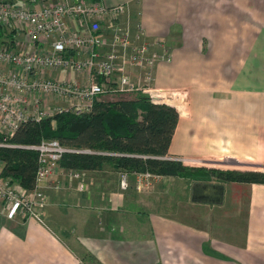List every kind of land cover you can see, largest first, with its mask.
I'll return each mask as SVG.
<instances>
[{
	"label": "crops",
	"instance_id": "0c3cea01",
	"mask_svg": "<svg viewBox=\"0 0 264 264\" xmlns=\"http://www.w3.org/2000/svg\"><path fill=\"white\" fill-rule=\"evenodd\" d=\"M101 1L127 4L156 51H170L169 62L155 68L154 86L174 102L185 93L186 106L172 104L180 116L166 156L191 166L223 160L264 169V0ZM109 165L80 177L61 166L46 186L42 219H9L0 203V264H90L80 247L98 264H264V183H212L223 186L221 202L195 199L201 186L194 185L193 202L246 200L244 227L228 238L133 207L126 190L107 185Z\"/></svg>",
	"mask_w": 264,
	"mask_h": 264
},
{
	"label": "built area",
	"instance_id": "2783aa9c",
	"mask_svg": "<svg viewBox=\"0 0 264 264\" xmlns=\"http://www.w3.org/2000/svg\"><path fill=\"white\" fill-rule=\"evenodd\" d=\"M35 1L0 0V26L16 33L13 43L0 45V129L6 130L0 147H22L38 153L34 189H26L0 172V203L7 208L9 219L18 215L42 219L48 202L46 186L60 170L66 153L119 155L71 148L57 138L28 145L6 143L23 122L41 121L52 111L59 114L73 107L79 114V103L90 111L95 98L106 94L142 93L156 101L166 97L154 86V73L158 64L169 62L170 51L166 47L156 51L158 44L147 39L140 23L132 22L127 4L107 6L101 0H43L41 5L32 4ZM37 43L46 47L37 49ZM49 70L72 73L74 77H47ZM48 97L77 102L58 104L52 110L45 103ZM160 159L181 161L169 156ZM70 174L80 177L73 170ZM163 176L150 171L134 175L121 171L119 186L126 190L130 177H134L141 190Z\"/></svg>",
	"mask_w": 264,
	"mask_h": 264
},
{
	"label": "trees",
	"instance_id": "16d2710c",
	"mask_svg": "<svg viewBox=\"0 0 264 264\" xmlns=\"http://www.w3.org/2000/svg\"><path fill=\"white\" fill-rule=\"evenodd\" d=\"M15 34V31L9 32L0 26V45L13 43ZM110 95L115 94L95 98L90 112H63L41 121L23 122L7 141L28 145L37 144L42 139L57 138L71 148L119 154L66 153L61 165L76 172L104 171L106 164H110L118 174L121 171H128L132 175L150 171L194 181L215 179L220 183H264V169L257 166L240 164L230 168H209V164L191 166L182 161L141 157L167 155L180 111L168 103H152L149 96L142 93L117 94L133 95L134 98L129 100H112ZM172 103L181 106L179 102ZM140 107L143 108L142 113ZM1 141H4L3 135H0ZM0 161L4 163L1 172L4 178H10L29 190L35 188L38 168L36 151L22 147H0ZM87 258L94 260L91 253Z\"/></svg>",
	"mask_w": 264,
	"mask_h": 264
},
{
	"label": "rangeland",
	"instance_id": "374dc122",
	"mask_svg": "<svg viewBox=\"0 0 264 264\" xmlns=\"http://www.w3.org/2000/svg\"><path fill=\"white\" fill-rule=\"evenodd\" d=\"M166 94V93H162ZM168 95V94H166ZM175 95V94H174ZM112 100H129L134 98L133 95H110ZM148 96V95H147ZM162 97V95H161ZM53 99V101H52ZM150 101L152 103H162V101L166 100L170 105L174 104L170 101L169 98H163L161 100L158 99L156 101L155 99L150 98ZM186 94L185 93H179L177 94L176 101H179L181 104V107L184 108L186 106L185 103ZM70 102H77L75 99L70 98ZM69 100H58L56 97H48L45 100L46 106L51 107L52 110H54L55 105L63 104V105H71ZM95 102V100H94ZM52 105V106H50ZM78 107H82V111L80 114L90 112L86 110L85 107L81 103H79ZM77 109L75 107L72 108V111L68 112H76ZM143 108L140 107V112L142 113ZM183 111V110H181ZM54 111L52 113H48L45 118L51 117L56 115ZM6 134V130L0 129V135ZM6 143H9L6 141ZM151 158H157L160 159L163 156H150ZM174 161H180V160H174ZM183 162V161H182ZM223 160L215 161L213 165L212 163L209 164V168H230L229 166H238L240 164H223ZM184 163V162H183ZM185 164V163H184ZM60 163V168H61ZM105 170V175L108 181V186H118L117 185V177L119 180V174L113 173L114 167L112 165H109ZM112 170V171H111ZM115 172V171H114ZM102 174L100 177L104 176ZM219 183L220 182L215 179H211L210 181H194L192 179L184 178V177H176L175 178H168L164 180L159 181H153L152 185L150 187L144 188L139 190L136 187L135 178L130 177V187L126 189L125 194L126 196L129 195V197H133V207L140 208V205H144L145 210L149 213H161L164 215H168L183 221H186L188 223H192L196 225L200 230H210L212 231L211 234L215 235H223V234H230L229 232H236L242 231L244 227V220H245V214H246V200L242 199L239 200L235 198L234 202H227L226 204H217V205H210V204H203L198 202L192 201V194H193V187L194 185H200V184H212V183ZM114 188V187H112ZM99 203V202H98ZM134 209V208H132ZM136 210V209H134ZM227 229V231H225ZM226 232V233H223ZM234 233H231V235ZM231 235H228V238H232ZM81 253H83V257L89 255V253H86L85 250L80 247ZM90 262V264H94V260H87ZM98 264V263H95Z\"/></svg>",
	"mask_w": 264,
	"mask_h": 264
},
{
	"label": "water",
	"instance_id": "95a60500",
	"mask_svg": "<svg viewBox=\"0 0 264 264\" xmlns=\"http://www.w3.org/2000/svg\"><path fill=\"white\" fill-rule=\"evenodd\" d=\"M201 186L204 188L207 193L205 195H202L201 198L194 196L195 199H203V200H208L212 202H221L223 199V186L222 185H210V184H202V185H197Z\"/></svg>",
	"mask_w": 264,
	"mask_h": 264
},
{
	"label": "flooded vegetation",
	"instance_id": "af4514ba",
	"mask_svg": "<svg viewBox=\"0 0 264 264\" xmlns=\"http://www.w3.org/2000/svg\"><path fill=\"white\" fill-rule=\"evenodd\" d=\"M194 191H195V196L199 198H201L202 195H205V193H207V191L202 187H197Z\"/></svg>",
	"mask_w": 264,
	"mask_h": 264
}]
</instances>
